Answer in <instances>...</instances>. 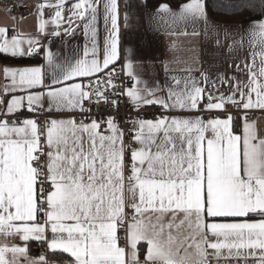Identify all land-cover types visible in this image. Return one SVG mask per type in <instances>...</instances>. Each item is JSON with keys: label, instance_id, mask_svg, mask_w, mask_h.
I'll list each match as a JSON object with an SVG mask.
<instances>
[{"label": "snow or ice", "instance_id": "6c2138e0", "mask_svg": "<svg viewBox=\"0 0 264 264\" xmlns=\"http://www.w3.org/2000/svg\"><path fill=\"white\" fill-rule=\"evenodd\" d=\"M157 11L172 24H207L204 0ZM4 12L0 55L44 50ZM32 15L45 38L83 22L85 46L74 61L48 52L40 66L0 65V264H56L63 254L65 264H264V134L247 120L264 110V18L241 36L253 56L246 82L221 78L230 94L205 95L209 78L197 81L191 66L177 75L164 65L166 83L150 85L121 59L120 0H38ZM120 97L135 112L126 126L93 114ZM229 105L245 110L242 126ZM148 106L160 114L145 118ZM32 241L52 256L32 257Z\"/></svg>", "mask_w": 264, "mask_h": 264}, {"label": "crops", "instance_id": "0c3cea01", "mask_svg": "<svg viewBox=\"0 0 264 264\" xmlns=\"http://www.w3.org/2000/svg\"><path fill=\"white\" fill-rule=\"evenodd\" d=\"M10 0H0V24L11 23L7 20L4 9ZM32 8L23 14L15 15L17 17L16 27L22 29L25 33H31L40 39L44 50L40 51L36 56L41 61H34L25 64L16 63H0V65H10L13 67L22 66H40L45 63L44 57L50 52L57 60L74 61L78 56H82L85 46V37L83 33L82 23L80 27L75 28L74 33L60 36L43 37L38 33V24L32 13L35 12V5L38 0H30ZM127 5V8L125 7ZM162 5V4H161ZM160 5L157 7L150 6L147 0H120V33L119 47L121 51V59H130L133 63L134 71L142 81L150 85L158 84L163 86L166 83L164 65L168 66L169 72L182 75V69L191 66L192 75L197 81H202L201 72L208 76L207 85L201 83L200 86L206 87L207 92L213 95H229V84L221 83V78L231 81L234 85L236 80L246 82L248 69L245 65H251L253 56L247 44H241V36L250 28V23L244 24H222L213 21L207 11V24L203 22L192 25L183 22L171 23V17H161L164 14L158 13ZM172 9H177L171 7ZM129 13L128 26L124 25L123 14ZM23 16V21L19 18ZM46 19L48 17H45ZM67 25H65L66 27ZM193 27L201 34L193 35H170V32L186 31L191 33ZM100 46L103 47V38L107 35L104 30L102 19L98 23ZM177 45L179 52L173 50V44ZM103 55L102 51L100 53ZM179 56L187 63H175L176 57ZM259 62V57H256ZM120 66L118 61L116 66ZM238 66V67H237ZM170 82V81H169ZM215 82V87H213ZM159 94V93H158ZM259 113L264 110L254 109ZM249 123L254 122L248 119ZM244 123V121H243ZM242 123V124H243ZM255 125V124H254ZM258 135L264 134L255 126ZM30 243V255L33 253ZM49 251V250H48ZM50 253V252H49ZM52 254V253H50ZM67 255V254H66ZM71 259L68 257L67 260ZM67 260L56 261V264H65Z\"/></svg>", "mask_w": 264, "mask_h": 264}, {"label": "built area", "instance_id": "2783aa9c", "mask_svg": "<svg viewBox=\"0 0 264 264\" xmlns=\"http://www.w3.org/2000/svg\"><path fill=\"white\" fill-rule=\"evenodd\" d=\"M6 8H10L14 15L27 13L32 8V2L30 0H10L6 5ZM120 76L117 79L118 86H124L125 88L129 85V78L121 71V65L116 66ZM85 107H88L87 103ZM228 111L232 113L236 125L242 126L244 121V112L245 110H238L231 105L228 106ZM92 112L94 115L107 116L109 114L113 115L121 127L127 125L129 118L135 117V112L132 110L131 105L126 102L125 97H120V103L118 107H108L103 103L99 106V110L96 106H92ZM161 109L158 106H148L146 110L143 111V116L147 119H152L153 116L159 115ZM250 119L254 122L255 126L264 133V113H259L256 111H247V120ZM31 250L33 256L38 258L40 254L49 255V251L46 245H42L41 242L35 241L31 245Z\"/></svg>", "mask_w": 264, "mask_h": 264}, {"label": "trees", "instance_id": "16d2710c", "mask_svg": "<svg viewBox=\"0 0 264 264\" xmlns=\"http://www.w3.org/2000/svg\"><path fill=\"white\" fill-rule=\"evenodd\" d=\"M182 2H184V0H147V3L153 7H157L161 4H168L170 7L176 8ZM204 3L209 17L218 23L244 24L264 18L260 15V0H204ZM240 4H244L245 6L240 10H236L235 6ZM34 61L40 62L41 59L36 55L15 59L0 55V63L25 64ZM48 256L51 257L52 254L49 253ZM67 259L68 256L66 254H63L62 257L59 255L56 257V261Z\"/></svg>", "mask_w": 264, "mask_h": 264}]
</instances>
